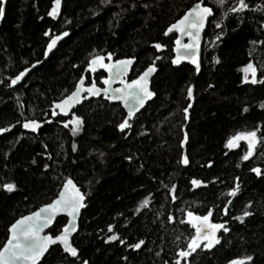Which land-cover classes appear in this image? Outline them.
<instances>
[{"label": "trees", "instance_id": "obj_1", "mask_svg": "<svg viewBox=\"0 0 264 264\" xmlns=\"http://www.w3.org/2000/svg\"><path fill=\"white\" fill-rule=\"evenodd\" d=\"M204 1L215 15L197 74L189 64L172 65L175 37L164 34L194 0H62L55 20L47 15L52 0H7L0 23V129H8L0 132V185L11 182L15 190L0 187V248L17 219L51 202L72 178L88 204L73 239L79 255L54 246L40 264H228L247 255L249 264H264V82L252 84L251 74L244 82L240 71L252 62L257 80L264 76V0H245L240 12L230 11L238 0ZM65 31L49 51L50 37ZM108 53L112 60L136 58L129 79L155 62L154 98L123 131L121 104L86 100L72 112L82 119L73 134L72 125L64 127L72 113L53 116L52 107L82 75L102 85L108 72L92 73L87 65ZM25 68V77L11 84ZM30 120L40 124L35 132L22 127ZM247 131H256L258 142L243 160L247 144L231 150L226 143ZM193 179L207 186L193 189ZM209 209L211 220L229 230H218V244L197 248L185 261L178 252L195 234L187 212ZM66 222L58 218L49 232ZM112 234L125 243L108 241ZM140 240L139 249L128 246Z\"/></svg>", "mask_w": 264, "mask_h": 264}, {"label": "snow or ice", "instance_id": "obj_2", "mask_svg": "<svg viewBox=\"0 0 264 264\" xmlns=\"http://www.w3.org/2000/svg\"><path fill=\"white\" fill-rule=\"evenodd\" d=\"M62 0H52L51 8L47 12V15L54 20L58 17L61 10ZM5 0H0V17L5 14L4 7ZM217 3L222 5L224 0H217ZM248 8V4L245 3V0H238V3L235 7L230 9L231 12H240ZM213 15V10L211 7L207 6L203 0H196V2L180 17L177 21L169 25L165 31V35L174 30L180 35L177 36L175 40L176 48L173 50L177 52L175 58L172 59L171 63L177 65L181 62L182 59H188L190 62L196 66L195 70L199 71V64L196 60V49L199 47V38L201 30L205 27L207 19ZM217 28L220 27V24L215 25ZM45 36H49V32L44 33ZM68 32H62L59 35L53 34L50 37L47 49L52 50L57 41L62 37L67 36ZM180 36H187L191 43H183L180 39ZM219 39V35L216 37ZM163 46L161 44H156L155 48L157 50L161 49ZM47 55V52L45 53ZM159 59V57H157ZM107 60L110 63H105V56L95 55L88 61L87 70L95 73L97 69H103L108 72V76L102 78L103 88L96 86L95 81H92L87 86L84 85L85 77L82 75L80 80L76 83L75 90L72 91L68 96L63 100L54 105L55 108L59 109L64 115L69 114V110L75 105L81 102L83 97L81 93H87V96H99L101 93L109 100H121L124 102L125 107L128 108V116L131 117L136 107L143 106L144 101L153 96V92L149 90V76L156 71V68L153 64H150L136 79L131 81H126L123 79L125 73L128 71L129 66L133 63L131 58L121 59L112 61V54H107ZM218 62V61H217ZM29 71L28 68L20 71L12 80L11 84L15 85L20 81L25 74ZM240 71L244 74V82H249V74H251L250 82L256 84L259 82H264V76L261 77V80H257L256 72L257 69L254 67L252 62L244 65ZM119 81L121 87L112 88V83ZM187 97L189 100L193 97V88L191 85L187 88ZM191 105H189L190 107ZM247 109H245L246 111ZM185 113V119H187L188 107L183 109ZM53 116L56 115V112L51 113ZM72 125V132L75 134L79 131L80 126L82 125V119L75 115L71 114V119L64 123V127ZM25 129H31L35 132L40 124L35 120L26 121L22 125ZM120 130H124L130 127L128 120L125 119L117 126ZM8 131V129H0V132ZM185 139L187 137L185 136ZM247 142V152L242 156L243 160H248L253 154V148L256 144V131H247V132H237L234 136L230 137L227 140L226 147L235 148L237 147L238 141ZM183 143V142H182ZM73 151H75V144L72 146ZM182 164L187 165L189 163L187 156H183L181 161ZM252 172L256 173L258 176L261 175V170L259 168H252ZM202 181L193 179L191 184L193 186L200 185ZM3 190L7 192H13L15 190V185L11 182L4 183L0 185ZM239 185L237 184L232 188L228 195L235 196L238 191ZM85 199L84 194L81 193L79 188L73 183L71 179H66L63 183L61 190L59 191L57 197L41 207L38 211L33 212L29 216H24L16 220L8 229L9 236L7 242L0 248V264H38L41 258L48 252L51 245L62 246V249L65 253L71 257L78 256V250L70 243V237L72 233L77 231L76 226V217L79 214L80 210L85 207L83 203ZM174 199V197H173ZM147 204V200L142 202ZM64 213L68 217L67 223L62 225L61 229L56 230L55 234H41L44 232V229L49 228L53 225L55 217ZM226 214V210H225ZM251 213L245 211L243 216L247 217ZM212 215L211 209L208 210L205 215H196L193 212H187L188 223L194 229V235L187 244V249L178 252V256L183 260H187L192 252H195L197 248L201 246L204 249H210L213 245L219 243V239L216 237L217 230H223L228 232V228L224 224L212 223L210 222V216ZM171 220L172 218L169 217ZM236 219H241L237 217ZM108 231L112 232V225L108 226ZM108 241H119L123 244L125 241L121 239L118 235L112 234L107 237ZM203 242V243H202ZM144 244L143 240H140L134 244L128 245L133 249H139L141 245ZM253 260V257L250 255L234 258L228 261V264H249ZM82 264H87V261H83ZM176 264H181V260L178 259Z\"/></svg>", "mask_w": 264, "mask_h": 264}, {"label": "water", "instance_id": "obj_3", "mask_svg": "<svg viewBox=\"0 0 264 264\" xmlns=\"http://www.w3.org/2000/svg\"><path fill=\"white\" fill-rule=\"evenodd\" d=\"M196 2V0H194V3ZM203 2L205 3V1L203 0ZM193 3V4H194ZM206 4V3H205ZM6 5H7V0H5V3H4V7H5V10H6ZM207 5V4H206ZM207 6H209V7H211L210 5H207ZM212 8V7H211ZM212 10H213V15L212 16H210L208 19H207V21H206V23H205V27L201 30V33H200V38H199V47L196 49V60H197V62H198V64H199V71L197 72L196 70V73L197 74H199L200 72H201V69H202V56H203V45H204V40H205V33H206V31H207V29H208V25H209V22H210V20L214 17V15H215V12H214V9L212 8ZM5 15V14H4ZM4 15L2 16V17H0V23L2 22V20H3V18H4ZM183 16V15H182ZM180 19V18H179ZM177 21V20H176ZM174 23V22H173ZM169 27V26H168ZM180 34L179 33H177L175 30L173 31V32H170V33H168L167 35H165L166 37H171V36H174L175 37V39H174V42H175V40L177 39V36H179ZM180 39L182 40V42L183 43H191V41L189 40V38L187 37V36H180ZM61 40V39H60ZM60 40L59 41H57V44H56V46L52 49V50H50V51H53L56 47H57V45H58V43L60 42ZM174 48H176V45H175V43H174V46H173V49ZM176 55H177V52L176 51H174L173 50V57H172V59L173 58H175L176 57ZM129 58H131L132 60H133V63L129 66V69H128V71L125 73V75H124V77H123V79L124 80H126V81H131L132 79H136L138 76H136L135 78H132V79H129V76H130V74H131V72H132V69H133V67H134V65L136 64V58L135 57H122V58H118V59H114V60H112L111 62H115L116 60H121V59H129ZM110 63V62H109ZM153 64V63H152ZM183 64H189V65H191L192 67H194V68H196V66L195 65H193L191 62H190V60H188V59H182L181 60V62L179 63V64H177V65H173L174 67H179V66H181V65H183ZM38 64H35V65H33L32 67H31V69H33V68H35L36 66H37ZM154 66H155V68H156V71L154 72V73H152L150 76H149V85H148V87H149V90L150 91H152L153 92V90H152V88H151V80H152V78L154 77V75L156 74V72H157V70H158V67H157V65H156V63H154ZM26 75V74H25ZM109 75V74H108ZM25 77V76H24ZM23 77V78H24ZM96 83V86L97 87H99V88H103L104 87V85L102 84V85H99L97 82H95ZM88 84H90V83H87V80H86V78H85V80H84V85L85 86H87ZM119 87H121V85L119 84V81H115V82H113L112 83V88H119ZM74 90H75V88H74ZM73 90V91H74ZM70 94V93H69ZM68 94V95H69ZM67 95V96H68ZM81 95L83 96V97H85L84 99H82L81 100V102L80 103H78V104H75L70 110H69V114H71L79 105H81L84 101H86V100H90V99H93V98H100V97H104V98H106L105 96H104V94L103 93H101L99 96H87V93H81ZM66 97V96H65ZM64 97V98H65ZM63 98V99H64ZM154 98V92H153V96L151 97V98H149V99H147V100H145L144 101V104H143V106H138V107H136V109H135V111L133 112V115L131 116V117H129L128 116V108L127 107H125V104H124V102L123 101H121V100H115V99H113V100H109V99H107L110 103H119V104H121V106H122V108L124 109V111L126 112V117H127V120H131V119H133L146 105H147V103L149 102V101H151L152 99ZM63 99H61V100H63ZM61 100H59V101H57V102H55V104L56 103H58V102H60ZM54 104V105H55ZM54 105H53V107H52V111H55L56 112V114L57 115H60V116H67V115H64L63 113H61L60 112V110L59 109H57V108H55L54 107ZM68 114V115H69ZM256 140H257V142H258V139H257V136H256ZM257 142H256V144H257ZM240 143H246L247 144V142L246 141H243V140H241V141H238L237 142V146L240 144ZM256 144L254 145V148H253V152H254V150H255V147H256ZM236 148V147H235ZM235 148H230L231 150H233V149H235ZM68 179H71L72 181H73V183L79 188V190L81 191V193L82 194H84V196H85V199H84V201H83V203L85 204V207L84 208H82L81 210H80V212H79V214L77 215V217H76V226H77V231L76 232H74V233H72V235H71V237H70V243L76 248V246L73 244V239H74V237H75V235L78 233V231H79V228H80V219H81V215H82V212H83V210L87 207V196L85 195V193H84V191L81 189V187L76 183V181L74 180V179H72V178H68ZM201 181V180H200ZM63 186V185H62ZM203 186H207V183H204L203 181H202V183L200 184V185H197V186H193V189H198V188H200V187H203ZM62 188V187H61ZM61 190V189H60ZM55 199V198H54ZM53 199V200H54ZM49 203H51V202H49ZM48 204V203H47ZM44 205H46V204H44ZM44 205H42L41 207H43ZM41 207H39L38 209H36L35 211H33V212H36V211H38ZM33 212H31V213H29V214H26V215H24V216H29V215H31ZM24 216H22V217H24ZM22 217H20V218H22ZM60 217H65L66 219H67V221H68V217L66 216V214H64V213H60V214H58L56 217H55V219H54V221H53V225L55 224V222L57 221V219L58 218H60ZM19 218V219H20ZM18 220V219H17ZM67 223V222H66ZM53 225H51L49 228H46V229H44V232L43 233H41L42 235L43 234H48V233H50L49 232V230L53 227ZM10 228V227H9ZM218 231V230H217ZM8 236H9V234H8ZM6 242H7V240H6ZM5 242V243H6ZM54 246H58V245H51L50 247H49V250H48V252H46L45 253V255L41 258V260L38 262V264H40L41 262H42V260L46 257V255L49 253V251L51 250V248L52 247H54ZM61 248H62V246H60ZM63 250V249H62ZM78 250V249H77ZM64 252V251H63ZM64 254H67V253H65L64 252ZM68 255V254H67ZM78 255H79V250H78ZM70 256V255H69ZM71 257V256H70ZM78 257V256H77ZM77 257H71V258H77Z\"/></svg>", "mask_w": 264, "mask_h": 264}, {"label": "rangeland", "instance_id": "obj_4", "mask_svg": "<svg viewBox=\"0 0 264 264\" xmlns=\"http://www.w3.org/2000/svg\"><path fill=\"white\" fill-rule=\"evenodd\" d=\"M104 62H105V63H108L106 59H105V61H104ZM194 214H196V213H194ZM196 215H198V214H196ZM201 216H202V215H201ZM187 218H188V217H187ZM188 219H189V218H188ZM209 219H210V222H212V223H217V222H215V221H212V220H211V216H210V218H209ZM202 243H203V242H202Z\"/></svg>", "mask_w": 264, "mask_h": 264}, {"label": "flooded vegetation", "instance_id": "obj_5", "mask_svg": "<svg viewBox=\"0 0 264 264\" xmlns=\"http://www.w3.org/2000/svg\"><path fill=\"white\" fill-rule=\"evenodd\" d=\"M87 83H91V82H87Z\"/></svg>", "mask_w": 264, "mask_h": 264}]
</instances>
